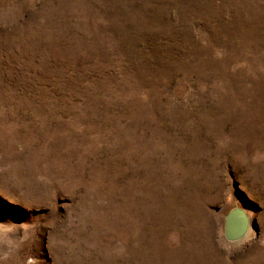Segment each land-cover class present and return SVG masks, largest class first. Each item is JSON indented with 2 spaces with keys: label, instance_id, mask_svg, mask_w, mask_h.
<instances>
[{
  "label": "rangeland",
  "instance_id": "obj_1",
  "mask_svg": "<svg viewBox=\"0 0 264 264\" xmlns=\"http://www.w3.org/2000/svg\"><path fill=\"white\" fill-rule=\"evenodd\" d=\"M0 264H264V0H0Z\"/></svg>",
  "mask_w": 264,
  "mask_h": 264
},
{
  "label": "water",
  "instance_id": "obj_2",
  "mask_svg": "<svg viewBox=\"0 0 264 264\" xmlns=\"http://www.w3.org/2000/svg\"><path fill=\"white\" fill-rule=\"evenodd\" d=\"M250 219L246 211L235 206L224 215L223 234L228 241H237L242 239L248 233Z\"/></svg>",
  "mask_w": 264,
  "mask_h": 264
},
{
  "label": "bare ground",
  "instance_id": "obj_3",
  "mask_svg": "<svg viewBox=\"0 0 264 264\" xmlns=\"http://www.w3.org/2000/svg\"><path fill=\"white\" fill-rule=\"evenodd\" d=\"M172 202V201H171ZM204 253V252H203ZM208 260V259H207Z\"/></svg>",
  "mask_w": 264,
  "mask_h": 264
}]
</instances>
